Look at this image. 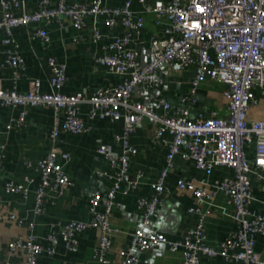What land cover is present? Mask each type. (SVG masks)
<instances>
[{"label":"built area","instance_id":"2783aa9c","mask_svg":"<svg viewBox=\"0 0 264 264\" xmlns=\"http://www.w3.org/2000/svg\"><path fill=\"white\" fill-rule=\"evenodd\" d=\"M132 0H124L122 7L108 8L99 0L84 3H70L68 0H40L37 8L27 11L22 0H0V31L7 37L12 30L39 23L69 21L80 31L86 19L102 17L106 27L121 26L127 34L122 38L108 39L98 29L92 31V42L102 43L103 54L94 62L101 68L121 76V81L113 86L99 87L91 95L84 93L66 95L60 90L65 85L66 65L54 57L47 59L50 69L48 84L53 92L42 93L35 82L27 93L0 88V106L13 108L48 107L55 113L50 132L48 151L35 161L25 163L28 169L38 175L36 188L30 187L34 180L28 176L19 183L6 182L4 193L28 199L33 197L34 213H44L49 193L61 195L70 182L64 167L71 161L69 153L57 147L62 133L80 135L87 130L81 117L82 107H88L89 119L123 121L124 131L116 136L122 144V151L116 153L105 145H99L96 152L105 158L112 169L110 178L113 185L106 193L95 191L88 200L89 220H74L66 223L58 234L46 236V245L37 241L30 233L8 243V256L0 264H38L43 253L53 255L58 243H62L69 253L78 249V236L89 230L100 233L98 246L93 259L108 263L112 247L110 217L116 206V194L123 195L137 190L141 173L132 177L129 173L131 160L137 149L129 143L130 135L147 121L155 127L154 140L167 144L165 165L158 179L151 185L149 197H138L137 208L142 217V227L151 224L159 197L166 192L165 179L173 168L174 159L180 157L192 161L195 168L209 177L217 167L229 169L232 176L214 183L197 182L194 179H178L176 189L192 195L194 204L189 213L198 216L196 225L187 230L181 239L173 241L162 234H147L137 229L128 247L117 253L118 264H139V253L165 245L170 252H181V264H201L203 259L220 257L231 263L264 264V258L255 251L256 240L264 236V218L252 215L248 207L252 199V186L249 178L250 163L246 152L253 150V164L264 169V121L247 118L251 107L258 105L259 97H264V0H135L147 5V11L156 19H165L168 25L163 37H153L148 45L149 60L141 64L138 52L132 47L133 38L144 30V18L130 10ZM35 36L43 43L49 42L45 29L39 28ZM9 45L7 38L3 41ZM24 59L16 50L8 51L2 69H9L13 78H18ZM169 67L173 72L193 69L192 88L195 89L206 79L227 86L224 95L227 99L228 118H220L213 111L200 112L194 119L169 113V104L160 101L161 112L147 108L140 101H132L135 88L153 97L161 82L153 80V75ZM25 112L6 129L24 126ZM166 137L170 140L166 141ZM3 160L0 146V163ZM98 176H105L97 173ZM221 193L232 208L231 219L234 228L221 242L218 249L205 243L204 218L212 214L214 200ZM10 220L21 224V220L10 215ZM1 219V215H0ZM33 224L29 225L32 230ZM21 252L22 261H15L11 255Z\"/></svg>","mask_w":264,"mask_h":264},{"label":"crops","instance_id":"0c3cea01","mask_svg":"<svg viewBox=\"0 0 264 264\" xmlns=\"http://www.w3.org/2000/svg\"><path fill=\"white\" fill-rule=\"evenodd\" d=\"M27 11L37 8L40 0H22ZM90 0H68L70 3H84ZM102 6L108 8L122 7L124 0H99ZM166 2L167 0H152ZM51 5L56 0H49ZM147 5H141L132 0L130 10L144 18V30L133 38L132 47L138 52L137 60L145 64L149 60L148 45L153 37H163V30L168 25L165 19H156L148 12ZM43 28L48 34L49 42L43 44L36 36L37 29ZM98 29L103 36V42L108 39L126 36V29L121 26L106 27L102 17L86 19L82 30L77 31L69 21L60 20L46 24L44 22L28 27L12 30L11 36L0 31V88L5 91L16 90L24 94L35 82L40 85L42 93L53 92L48 84L50 69L47 59L54 57L59 63L66 65V83L60 90L62 94L73 95L84 93L91 95L99 87L118 84L121 76L106 68L97 66L94 59L103 54L102 43L92 42V31ZM9 39L11 43L5 45L3 41ZM16 50L24 59L22 68L18 71V78H13L9 69H2L7 52ZM194 77L193 69L173 72L169 67L157 71L152 79L160 81V87L153 97L141 88H135L131 100L140 101L147 108L160 113V101L169 104V113L194 119L200 112L216 113L217 117L228 118L227 99L224 92L227 86L206 79L195 89L192 88ZM259 97L258 105L251 107L247 118L253 121H264V97ZM21 111L25 112L24 126L6 127L15 121ZM55 113L48 107L13 108L0 106V146L3 160L0 163V262L7 258L8 243L20 237L33 233L37 241L46 245V236L49 233L58 234L60 229L69 221L89 220L88 200L95 191L106 193L113 185L110 178L112 169L108 161L99 156L96 149L105 145L112 151L120 153L122 144L116 141L124 131L123 121L111 122L108 120L89 119L88 107H82L81 117L87 130L80 135L62 133L57 141V147L71 156V161L65 165L64 172L70 184L65 187L61 195L49 193L44 213H34L33 197L22 199L17 195L3 192L2 186L6 182L19 183L25 176L34 180L30 189L33 191L38 183V175L33 169L25 165L27 161L41 158L50 147V132L52 130ZM155 127L143 121L129 137V143L137 149V154L131 160L129 173L132 177L141 173L138 188L123 195L116 194L115 204L110 217L112 229V247L108 255V263L118 264L117 253L120 249L128 247L132 235L137 229H143L147 234H162L169 240H179L184 233L193 228L198 220L195 213H189L194 199L187 192L176 189L178 179L197 182L207 181L214 185L217 181L232 176L229 169L217 167L209 177L198 171L192 161H185L180 157L174 159L164 185L166 192L159 197V202L151 224L142 227V217L136 205L138 197H149L152 193L151 185L165 165L168 151L167 144L157 143L154 138ZM170 138L166 137V141ZM250 163V182L252 186V199L249 211L252 215H261L264 218V169H258L253 164V150L246 152ZM106 174L98 176V174ZM212 214L203 220L205 230V243L218 249L221 242L234 228L231 219L232 208L226 197L219 193L214 202ZM15 215L21 224L8 217ZM33 224L32 230L29 225ZM100 233L89 230L78 236V249L69 253L63 244L58 243L53 255L43 253L38 264H105L93 259ZM47 246V245H46ZM255 251L264 258V236L256 240ZM133 254H139V264H181V252H170L165 245L156 246L145 253L136 249ZM15 261H22L24 254L17 252L10 256ZM201 264H241L225 261L220 257L203 259Z\"/></svg>","mask_w":264,"mask_h":264}]
</instances>
